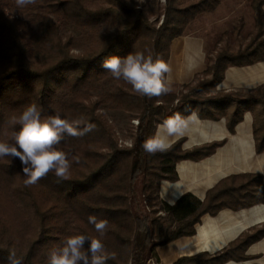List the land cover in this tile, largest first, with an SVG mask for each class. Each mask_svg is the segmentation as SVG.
Listing matches in <instances>:
<instances>
[{"label":"trees","instance_id":"trees-1","mask_svg":"<svg viewBox=\"0 0 264 264\" xmlns=\"http://www.w3.org/2000/svg\"><path fill=\"white\" fill-rule=\"evenodd\" d=\"M220 3L166 0L161 6L154 0H36L18 7L16 0H0V140L8 139L11 118L32 103L44 115L59 111L70 120L83 117L95 124L83 137L65 136L59 146L70 157H79L68 180L58 181L50 173L25 186L20 161L0 159V264H8L10 251L22 257L23 264H47L49 249L65 236L98 235L88 223L90 215L109 221L103 242L116 257L108 264H148L158 259V247L195 234L204 214L264 203L263 176L237 174L222 179L204 200L187 192L168 204L159 187L163 179L178 178L176 163L210 155L219 143L186 150L180 139L167 152L155 155L142 147L158 124L177 114L227 116L229 129L234 130L250 110L256 150L264 152V85L250 93H214L227 67L264 60V0H251L255 31L249 41L238 48L229 44L215 48L207 56L206 68L178 93L141 96L102 67L105 59L132 51L168 63L173 39L183 35L199 14L214 11ZM63 25L75 32L63 34ZM227 35L223 32L222 37ZM229 105L234 109L227 112ZM108 111L128 117L125 137L132 139V145L120 142ZM133 119L139 123L131 124ZM263 237L264 225L254 226L215 254L204 251L171 264L244 261L250 258L247 248Z\"/></svg>","mask_w":264,"mask_h":264},{"label":"crops","instance_id":"crops-1","mask_svg":"<svg viewBox=\"0 0 264 264\" xmlns=\"http://www.w3.org/2000/svg\"><path fill=\"white\" fill-rule=\"evenodd\" d=\"M219 8V7H218ZM216 8L213 14L217 11ZM264 8V6H263ZM211 35L204 30L186 31L171 42L168 64L171 72L167 74L170 92L178 93L184 83L190 82L196 73L207 66ZM189 57L194 67L189 70ZM264 85V60L249 65L227 67L223 78L214 93H250ZM233 105L225 108L227 112ZM195 119L187 120L172 140H183V148L193 150L211 143H219L216 149L200 159H182L176 163L178 178L163 179L159 195L168 204H175L187 192L204 200L208 191L222 179L237 174H261L264 182V152L256 150L254 138V115L247 110L235 125L228 126V117L203 118L196 112ZM192 114V113H191ZM191 114L186 116L189 117ZM161 124V123H160ZM156 126L155 132L157 130ZM264 225V203H257L242 209L224 208L217 214L209 213L201 217L196 232L183 236L157 248L159 264H171L182 256H191L207 251L215 254L225 248L251 227ZM250 257L244 261L229 260L223 264H264V237L252 243L246 251Z\"/></svg>","mask_w":264,"mask_h":264},{"label":"clouds","instance_id":"clouds-1","mask_svg":"<svg viewBox=\"0 0 264 264\" xmlns=\"http://www.w3.org/2000/svg\"><path fill=\"white\" fill-rule=\"evenodd\" d=\"M36 0H16L18 7L35 4ZM189 57V70L194 67ZM102 67L116 80H123L132 90L147 98L160 97L171 91L167 74L171 72L168 63L143 51H132L126 56H112L105 59ZM192 113L187 118L179 114L164 120L156 132L146 139L142 147L150 155L165 153L172 147V140L179 134L180 126L187 120L195 119ZM95 124L87 123L83 117L68 119L61 112L44 115L35 103L26 106L17 116L11 118V131L8 139L0 140V159H18L26 179L25 186L37 184L41 179L54 174L58 181L70 179L72 163H79V157L70 154L61 147L65 136L83 137L94 130ZM88 223L94 226L96 236L87 234H69L57 246L49 249L47 264H108L115 259V253H109L103 242L108 231L109 221L88 217ZM87 243L88 247H85ZM8 264H23V258L14 251L9 252Z\"/></svg>","mask_w":264,"mask_h":264},{"label":"rangeland","instance_id":"rangeland-1","mask_svg":"<svg viewBox=\"0 0 264 264\" xmlns=\"http://www.w3.org/2000/svg\"><path fill=\"white\" fill-rule=\"evenodd\" d=\"M184 1L190 2L196 0ZM154 2L155 5L158 3L162 6L166 3V0H154ZM218 7L217 11L213 14H209V12L199 14L197 18L189 24L186 31H196L201 29L209 32V35H211V52H213L215 48H221L227 44L234 48L246 44L249 41L251 34L255 31V13L251 6V0H221ZM156 19L157 16L152 17V20ZM162 21L163 16L160 18L158 25H160ZM235 27L240 28L239 30H235ZM62 32L63 34H67L75 31L72 27L63 25ZM223 32H228V35L222 37ZM108 114L110 118L114 120V123L119 130V134L123 139L120 142L125 146L132 145V139L125 137L126 128L130 126L128 117L125 114L118 112L114 113L108 111ZM133 120L131 121V124L137 125ZM151 260H154L156 264H159L156 259ZM151 264L153 263L151 262Z\"/></svg>","mask_w":264,"mask_h":264},{"label":"built area","instance_id":"built-area-1","mask_svg":"<svg viewBox=\"0 0 264 264\" xmlns=\"http://www.w3.org/2000/svg\"><path fill=\"white\" fill-rule=\"evenodd\" d=\"M133 121H134V123H136V124L139 123L138 120H133ZM159 213L162 214V215H164V212H162V211H160ZM151 262H152L153 264H156V262H155L154 260H150V261H148V264H151Z\"/></svg>","mask_w":264,"mask_h":264}]
</instances>
